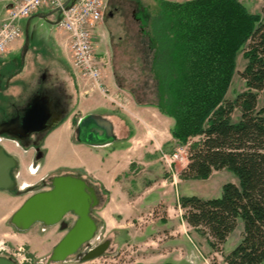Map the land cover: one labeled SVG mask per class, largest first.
<instances>
[{"label": "trees", "instance_id": "obj_1", "mask_svg": "<svg viewBox=\"0 0 264 264\" xmlns=\"http://www.w3.org/2000/svg\"><path fill=\"white\" fill-rule=\"evenodd\" d=\"M146 21L155 49L159 110L173 117L172 136L189 146L182 179L233 171L222 195H182L188 225L221 250L243 221L228 264L264 262V16L241 0H158ZM264 2V0H263ZM240 51L246 89L228 97ZM195 137L198 139L193 140ZM171 264V263H168Z\"/></svg>", "mask_w": 264, "mask_h": 264}, {"label": "crops", "instance_id": "obj_2", "mask_svg": "<svg viewBox=\"0 0 264 264\" xmlns=\"http://www.w3.org/2000/svg\"><path fill=\"white\" fill-rule=\"evenodd\" d=\"M134 1L138 3L136 2V4ZM170 1L182 2L185 0ZM150 3L159 5L158 0H151ZM122 8H124V26L129 33V37L131 36L129 27L132 23L131 21L134 20L138 23L140 36L142 38L148 37L150 44L135 45V50H130L126 46V39L121 37L116 41L114 36L109 37L105 33L103 29L106 19L104 18L96 29V37L105 39V47L108 49L112 60L111 66L108 65L104 68L106 84L111 89L117 88L118 82V87L121 86L120 88L126 89L125 79L119 75L122 64L138 63L145 71L151 70L153 72L155 58V49L151 44V36L146 25V21L149 19V14L146 13V5L141 0H107L108 10L106 16L112 17L115 14L114 11L121 10ZM51 10V8L44 7L34 15L48 13ZM4 14L5 2L0 0V19H2ZM39 17L38 15L34 16L30 23V30L36 34L45 31L42 25L36 23V18ZM28 19L22 21V26H26ZM56 19L57 15L53 14L52 17L49 16V19L45 20L51 21V25H54ZM57 27L59 28L58 33L55 34L52 31V45L56 49V52H61L64 61L67 62L68 60L70 61V54L64 46L66 32L59 26ZM20 41H23V39H20ZM18 42H15L6 54L0 56V64H4L8 57L16 51L25 56L29 48L26 50V46L24 48L22 46L20 49H16ZM96 51L100 58L105 59L106 54L105 52L103 53V50L99 52L96 46ZM65 72V65L63 64L59 77L54 81L44 85L42 82H34L35 88L26 95L25 99L17 104V108L9 117L14 116L16 113L19 114L27 102L34 97L50 95L48 91L58 85L63 89V101L66 103L69 112L44 137L42 143L43 149L51 141L55 139L59 140L62 136L67 135V138H70V131L73 129L75 118L79 120L81 116L87 113H97L109 118L114 123L115 132L118 136L117 141L105 146H91L78 141L70 142V147L76 153V158L59 165L66 167L69 171L82 173L92 180L101 191L103 197L104 195L107 196V203L98 211L99 216H97L99 221H103L104 228L107 230L118 229L116 230V235L126 233L132 229H141L139 236H136L137 239L143 238L142 240H148V243L159 245L162 248L160 258L179 263L182 256L180 250H184L186 253L196 251L194 250L195 242H193L190 232L193 229L184 218V211L180 204V196L183 194L179 191L181 185L194 179H182L180 177L182 169L186 167L189 160L184 162L181 167H178L179 164H176L170 170L165 168L159 161L160 149L170 150L176 146L175 139L171 133L174 125L173 117L165 115L159 110L157 106L159 101L157 99L153 101L152 97L147 96V100H144L138 96L137 86L143 83V80L137 82L132 90H128L133 94L135 99L131 100L130 98L128 105L122 110L125 111L123 113L118 112L117 106L98 92L84 94L80 87L76 86L75 74L74 77ZM49 75L53 77L54 74L49 72L47 75L46 72L42 77L44 78ZM42 77L41 80L43 79ZM62 79L68 80L67 85H65L66 82L65 84L64 82L56 83ZM72 82L75 85L73 89ZM67 96H71V98ZM53 100L55 101V99ZM19 110L20 112L18 113ZM9 117H0V121ZM58 140L57 144L60 145L61 143ZM1 142L6 149L8 148V151L9 149H14L16 152L20 150L18 149L20 144H17L12 138L3 137ZM224 170H215L211 176ZM233 182L236 181L233 180ZM25 184L30 185L31 183L26 182ZM158 206L166 213L165 218L156 219L153 224L139 225V227L138 225L129 223L128 220H131V217L149 212L150 210L153 211L155 208L158 209ZM50 228H46L44 231L46 232ZM100 228L101 226L99 230ZM154 228L162 229L157 237L153 233ZM148 232L152 233L153 237ZM129 233L132 234L130 231ZM147 235L148 237H145ZM40 238L44 240L46 237L40 236ZM180 263H183V261Z\"/></svg>", "mask_w": 264, "mask_h": 264}, {"label": "rangeland", "instance_id": "obj_3", "mask_svg": "<svg viewBox=\"0 0 264 264\" xmlns=\"http://www.w3.org/2000/svg\"><path fill=\"white\" fill-rule=\"evenodd\" d=\"M141 1L146 5L147 14L152 15V13L156 12L159 7V5L151 4V0ZM241 1L250 9V11L259 12L264 16V2L262 0ZM136 2L137 1H134V3ZM129 8L131 7L129 6ZM107 10L106 3V9L104 12L106 22L103 30L109 35V37L114 36L116 41L121 37L126 39L127 48H130V50L133 51L135 50V45H148L149 38H142L140 36L138 23L134 20L131 21L132 23L129 27L131 32V36L129 37V33L124 26V8L114 11L115 14L112 17L106 16ZM50 16L52 17V15ZM39 18H36V23L42 25L45 31L36 34L31 30L29 49L25 56H22V54L16 51L8 57L4 64H0L1 118L9 117L10 114L15 111L17 104L25 99L26 95L35 88L34 82H42L44 85L57 79L59 73H61V66L63 64L65 65V73L74 76L71 62L69 60L65 62L61 52H56V49L52 45V31L55 34L58 33V25H51V21L48 22L43 17ZM23 27L25 28L24 25ZM95 41L97 50H99V52L103 50V53L105 52L106 54L105 59H103V62L105 63L104 68L108 65L111 66L112 60L108 49L105 47V39L96 37ZM23 44L24 42L19 40L16 49H20ZM246 63L247 60L244 58L243 52L240 51L237 59V70L228 93V97L230 98H233L237 92L246 89L245 80L241 75ZM146 71L140 67L138 63L122 64V67L119 70V75L123 76L125 79V88L127 89H124L125 93L131 98V100H134L135 97L128 90H132L137 82L143 80L144 82L137 86L138 96L144 100H147V96H149L152 97L153 101H156V99L159 101L161 89L158 86L157 79L151 70L147 71V73ZM46 72L47 75L49 72H52L54 74L53 77H50L49 75L43 78L42 76H44ZM41 77L43 78L42 80ZM61 82H64V84L66 82L65 85H67L68 80L62 79L56 83L59 84ZM75 82L78 87L79 83L76 78ZM73 86H75L74 82H72V89L74 88ZM118 86L113 90L123 89L120 88L121 86ZM116 109H118V112L125 113V111H122L123 108L121 107L117 106ZM77 121L78 118H75L73 129L70 131V138H67L68 136L65 135L59 138V140L55 139L51 141L49 145L44 148L46 155H44L43 158L37 159L34 148H28L22 146V144L18 146V149H20L19 152H16L14 149H9L10 153L17 156L20 160L19 166L13 171L17 176L19 184L25 185L24 183L29 182L34 184L35 188L33 191H26L23 189L25 191L21 194H17L15 191H0V255L12 257L18 261L19 264H45L53 247L62 238L64 232H60L57 227H52L45 232L40 230L41 225L38 223L29 230L20 231L13 226L10 222V218L33 192L44 187L41 182L42 178L48 182L50 176L68 170L66 167L59 164L76 158V153L71 149L70 142L76 141L75 128ZM196 139H198V137H195L193 140ZM57 140L61 143L60 145L57 144ZM1 144L3 143L1 142ZM17 144L19 143L17 142ZM185 145L176 142V146L170 150L160 149L159 161L165 168L170 170L161 158V151L164 150L170 152ZM183 163L184 162H179L178 167H181ZM233 180L237 183L239 182L237 175L233 171L225 169L224 171L216 173L206 179L187 181L180 186L179 191L183 195H198L205 199L220 197L222 195L224 183ZM106 199L107 196L104 195L103 203L94 209L96 216H99L98 211L106 205ZM165 216L166 213L159 207L158 209L155 208L153 211L150 210L149 212L131 217V220L128 221L139 227V225L153 224L156 219H162L163 217L165 218ZM99 224L101 228L95 244L103 242L108 238L111 239L109 249L102 256L83 263L77 261L75 257H69L66 261L53 264H228L225 256L241 241L243 231V221L239 219L238 226L230 233L225 243L221 246V250H215L209 245L206 237L191 230V237L193 242H195L194 250L196 251L186 253L184 250H180L182 256L179 263H177L176 261H166L165 259L160 258V251H162V248L159 245L148 243V240H142L143 238L137 239L136 236H139L141 229H132L128 230L126 233L116 235L115 233H117L116 230L118 229L107 230L104 228L105 226L103 227L104 223L101 220L99 221ZM129 231L132 234H130ZM161 231V228H154L153 233L155 234V237H157ZM148 234L153 237L152 233L148 232ZM40 236H45L46 238L41 240ZM145 237H148V235ZM182 261L183 263H180ZM262 264H264V262Z\"/></svg>", "mask_w": 264, "mask_h": 264}, {"label": "water", "instance_id": "obj_4", "mask_svg": "<svg viewBox=\"0 0 264 264\" xmlns=\"http://www.w3.org/2000/svg\"><path fill=\"white\" fill-rule=\"evenodd\" d=\"M75 2L76 0H68L66 8ZM62 11V8H56L48 13L36 15L48 20L50 15L57 14L54 23L58 24ZM36 15L29 17L25 26L26 50L30 44L31 19ZM68 112L66 103L55 102L50 95H43L28 101L19 114L0 121V191H15L21 194L25 190L33 191L35 188L34 184H19L13 172L19 166V159L1 144V139L12 138L26 147L38 146ZM75 139L91 146H105L117 141L118 136L114 123L109 118L97 113H87L77 121ZM43 155V151H39L37 159ZM49 182L48 189L36 190L24 201L12 214L10 222L16 229L26 231L36 223H42L45 227L60 225L61 229H67L69 226L67 217L71 216L72 220L74 219L45 264L66 261L75 253H79L83 260L102 256L109 249L111 239L108 238L93 247L90 241L99 231L93 210L103 203L104 197L91 181L80 174H56L49 178ZM84 246L89 250L86 252L81 250ZM0 264L18 263L12 257L0 255Z\"/></svg>", "mask_w": 264, "mask_h": 264}, {"label": "built area", "instance_id": "obj_5", "mask_svg": "<svg viewBox=\"0 0 264 264\" xmlns=\"http://www.w3.org/2000/svg\"><path fill=\"white\" fill-rule=\"evenodd\" d=\"M3 1L5 14L0 21V56L6 54L23 37L24 19L44 7L62 8L58 26L66 32L64 46L70 54L72 69L80 89L84 94L98 92L111 103L126 108L130 98L124 89L113 90L106 84L105 63L96 51V29L104 19L107 0H76L68 8L65 6L68 0ZM161 158L169 169H173L179 162L188 161L189 146L187 144L170 152L162 150ZM98 236L99 234L91 241V246Z\"/></svg>", "mask_w": 264, "mask_h": 264}, {"label": "flooded vegetation", "instance_id": "obj_6", "mask_svg": "<svg viewBox=\"0 0 264 264\" xmlns=\"http://www.w3.org/2000/svg\"><path fill=\"white\" fill-rule=\"evenodd\" d=\"M33 19V18H32ZM25 40H26V36H25V32H24V38H23V42H24V44H23V48L25 47ZM49 92V94H50V96L53 98V99H55V102H58V101H61L63 104H65L64 103V101H63V97H64V92H63V89H62V87L61 86H56L54 89H51L50 91H48ZM68 98H71V96H67ZM20 112V110L18 111V113ZM15 115H17V113L15 114ZM14 115V116H15ZM12 117V116H11ZM10 118V117H9ZM42 143H43V140L41 141V143L40 144H38V146H34V145H31V147L32 148H34V150H35V152H36V157H37V154L39 153V151H43V154L45 155V150L42 148ZM37 147H40L41 149L39 150V149H37ZM44 155H43V157H44ZM42 157V158H43ZM68 173H74V174H80L82 177H84L85 179H88L89 181H91V183L93 184V185H95L93 182H92V180L91 179H89L88 177H86V176H84L82 173H79V172H73V171H69V170H67V171H64V172H61V173H59V174H68ZM53 176V175H52ZM51 177V176H50ZM49 177V178H50ZM42 181V185H44V187H42V189H46V188H49L50 187V185H47V184H50V182L48 181V182H46V180L45 179H41ZM95 187H96V189L99 191V193L102 195V193H101V191L98 189V187L95 185ZM39 189H41V188H39ZM103 196V195H102ZM93 216L95 217V219H96V221H97V223H98V225L100 226V224H99V220H98V217L95 215V212H94V210H93ZM67 218H69L68 220H69V226H68V228L67 229H61V227H60V225H55V226H50V227H57L58 228V230L60 231V232H64V234H63V236H62V238L64 237V235L66 234V232H67V230L71 227V222H73V220H72V217L71 216H68ZM37 224V223H36ZM38 224H40L41 225V228H40V230L41 231H44V230H46V228H50V227H45L42 223H38ZM99 232H100V230L96 233V235H95V237L99 234ZM94 237V238H95ZM61 238V239H62ZM93 238V239H94ZM60 239V240H61ZM92 239V240H93ZM91 240V241H92ZM91 241H90V243H91ZM99 244V243H98ZM97 244H94L93 246H96ZM55 247V246H54ZM53 247V248H54ZM81 250H83L84 252H86L87 250H89V248L87 247V246H84L83 247V249H81ZM52 251H53V249H52ZM70 257H75L76 258V260L77 261H80V262H86V261H89V260H94V259H96V258H98V257H96V258H94V259H89V260H83L82 259V256L81 255H79V253H75L74 255H72V256H70ZM53 264V263H52Z\"/></svg>", "mask_w": 264, "mask_h": 264}, {"label": "bare ground", "instance_id": "obj_7", "mask_svg": "<svg viewBox=\"0 0 264 264\" xmlns=\"http://www.w3.org/2000/svg\"><path fill=\"white\" fill-rule=\"evenodd\" d=\"M25 184V183H24ZM26 185V184H25Z\"/></svg>", "mask_w": 264, "mask_h": 264}]
</instances>
